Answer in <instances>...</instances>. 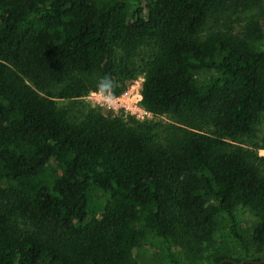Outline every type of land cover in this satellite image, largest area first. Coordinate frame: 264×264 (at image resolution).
<instances>
[{
	"label": "trees",
	"instance_id": "16d2710c",
	"mask_svg": "<svg viewBox=\"0 0 264 264\" xmlns=\"http://www.w3.org/2000/svg\"><path fill=\"white\" fill-rule=\"evenodd\" d=\"M263 5L0 0V264H140L150 238L171 258L264 262V22L231 23ZM140 73L143 106L177 120L163 134L95 108L73 123L55 102ZM223 218L243 257L211 252Z\"/></svg>",
	"mask_w": 264,
	"mask_h": 264
},
{
	"label": "rangeland",
	"instance_id": "374dc122",
	"mask_svg": "<svg viewBox=\"0 0 264 264\" xmlns=\"http://www.w3.org/2000/svg\"><path fill=\"white\" fill-rule=\"evenodd\" d=\"M238 12V13H237ZM236 13L232 16V25L235 29L240 30V28L247 25L249 22H264V5L262 8H240ZM127 14L129 17L132 16V6H129L127 9ZM230 28V27H229ZM234 29V30H235ZM150 55L147 49L141 51L139 59H147ZM142 80L144 82V76L140 73L136 79ZM135 79V80H136ZM134 81V80H133ZM131 82V84L133 83ZM129 85V87L131 86ZM128 87V88H129ZM126 91V90H125ZM123 91L122 94L125 92ZM117 96V95H116ZM118 96H121L118 95ZM88 97V96H87ZM76 99V100H62L55 99L57 106L60 109L66 111L68 115V119L70 122L76 123L83 119L84 115L88 113L92 107H90L89 103L86 102V98ZM143 105V104H142ZM145 108V107H144ZM95 109H99L103 111L105 114H112L115 116H120L123 118H134L130 115L126 110L117 107L116 110H112L108 107L101 108L96 107ZM138 121L136 118H134ZM140 122V121H139ZM143 122H153L158 126L159 134H163L164 130L170 125H177V120L169 115L163 116H153L149 119H146ZM264 139V116L261 122L256 126V139H254V143L261 144ZM264 150V149H262ZM259 150L258 154L261 157H264V152ZM236 219L242 223L241 228L247 229V231L251 228L252 224L255 222L252 216L248 212L239 213L236 216ZM230 218H223L221 220L222 234L216 238V241L213 246L212 253L214 251H230L233 253H237L239 257L244 256V251L239 245V242L235 239L233 235L229 233V227L231 226ZM249 239V238H247ZM205 248L198 249L197 252H187V250H183L181 246L176 247L174 251L173 258L170 257V253L164 246V244L155 238L148 239L142 247L138 250V258L140 259V264H210L208 262L209 251L205 250ZM260 255L253 248L251 249L250 255L247 258V261L243 264H264L261 263H253L254 259L259 257ZM173 260V261H172Z\"/></svg>",
	"mask_w": 264,
	"mask_h": 264
},
{
	"label": "built area",
	"instance_id": "2783aa9c",
	"mask_svg": "<svg viewBox=\"0 0 264 264\" xmlns=\"http://www.w3.org/2000/svg\"><path fill=\"white\" fill-rule=\"evenodd\" d=\"M143 83L139 78L134 80L129 88L121 96H116L110 100L107 107L116 110L120 107L130 113L138 121L143 122L152 117V114L144 108L143 101ZM264 152V150H262Z\"/></svg>",
	"mask_w": 264,
	"mask_h": 264
},
{
	"label": "clouds",
	"instance_id": "9594fccd",
	"mask_svg": "<svg viewBox=\"0 0 264 264\" xmlns=\"http://www.w3.org/2000/svg\"><path fill=\"white\" fill-rule=\"evenodd\" d=\"M115 87V82L111 77L102 78V81L96 85L95 89L89 92L86 102L92 108L98 106L106 108L109 101L116 98Z\"/></svg>",
	"mask_w": 264,
	"mask_h": 264
}]
</instances>
